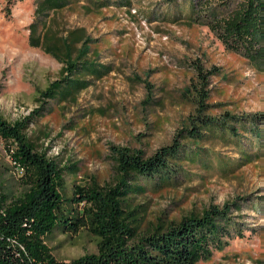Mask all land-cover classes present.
Instances as JSON below:
<instances>
[{
  "label": "rangeland",
  "instance_id": "374dc122",
  "mask_svg": "<svg viewBox=\"0 0 264 264\" xmlns=\"http://www.w3.org/2000/svg\"><path fill=\"white\" fill-rule=\"evenodd\" d=\"M38 1L18 0L8 15L9 0H0L3 118L13 123L32 116L42 106L40 92L61 77L64 64L30 44L33 23L40 29L44 20L64 30L84 28L93 40L91 59L113 67L76 101L46 102L47 110L29 125L27 133L39 151L62 165L77 164L68 184L114 185V146L149 157L170 145L195 114L187 90L196 80V62L220 69L210 78L214 114L264 113V70L244 54L228 50L211 24L204 23L209 8L226 14L241 0H205L207 11L201 17L191 12L192 0H72L68 8L47 17L36 12ZM200 145L211 149L212 168L187 163L176 185L131 196L133 207L142 206L141 233L200 214L211 205L241 203L234 215H240L244 236L198 264H264V154L254 148L249 151L253 161L246 163L235 144L225 147L210 139ZM221 165L226 167L223 172ZM0 191L10 201L25 191L1 138ZM98 242L86 228L70 234L57 231L46 240L61 262L97 253Z\"/></svg>",
  "mask_w": 264,
  "mask_h": 264
},
{
  "label": "trees",
  "instance_id": "16d2710c",
  "mask_svg": "<svg viewBox=\"0 0 264 264\" xmlns=\"http://www.w3.org/2000/svg\"><path fill=\"white\" fill-rule=\"evenodd\" d=\"M16 1L9 0L8 15ZM206 2L192 0L191 12L201 17V12L207 11ZM71 4L72 0H39L36 12L47 17L49 12L62 11ZM206 16L204 23L211 24L228 50L244 54L264 70V0H241L226 14L209 8ZM29 40L64 66L60 79L40 92L42 106L32 116L12 123L0 115V138L15 167L24 170L25 186L13 201L0 191V264H198L244 236L237 218L240 215H234L242 208L241 203L211 205L200 214L141 233L142 206L133 207L130 202L132 195L149 188L176 185L187 163L212 168L211 149L200 145L205 140L221 141L225 147L235 144L246 163L253 161L249 151L254 148L257 154H264V113H213L210 78L220 72L219 68L209 70L200 62L193 64L196 80L187 92H192L195 114L170 145L149 157L141 151L114 146L116 183L87 188L68 184L67 176L77 172L76 163L62 165L49 158L38 150L27 131L35 116L47 110L46 102L76 101L82 91L112 72L113 67L91 59L93 40L84 28L64 30L44 20L41 29L40 24L31 25ZM225 168L220 166L222 172ZM252 206L259 210L258 205ZM83 228L99 239L98 252L59 261L47 238L57 231L70 234Z\"/></svg>",
  "mask_w": 264,
  "mask_h": 264
},
{
  "label": "built area",
  "instance_id": "2783aa9c",
  "mask_svg": "<svg viewBox=\"0 0 264 264\" xmlns=\"http://www.w3.org/2000/svg\"><path fill=\"white\" fill-rule=\"evenodd\" d=\"M16 169H17V171H18L19 174L23 175L24 170H23L22 168H19V167H18V168H16Z\"/></svg>",
  "mask_w": 264,
  "mask_h": 264
}]
</instances>
